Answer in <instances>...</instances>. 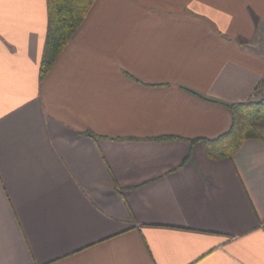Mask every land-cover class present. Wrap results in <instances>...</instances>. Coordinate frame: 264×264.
I'll return each mask as SVG.
<instances>
[{
	"label": "crops",
	"instance_id": "1",
	"mask_svg": "<svg viewBox=\"0 0 264 264\" xmlns=\"http://www.w3.org/2000/svg\"><path fill=\"white\" fill-rule=\"evenodd\" d=\"M46 24L0 0V264H264V141L190 142L264 96V0H94L39 79Z\"/></svg>",
	"mask_w": 264,
	"mask_h": 264
},
{
	"label": "trees",
	"instance_id": "2",
	"mask_svg": "<svg viewBox=\"0 0 264 264\" xmlns=\"http://www.w3.org/2000/svg\"><path fill=\"white\" fill-rule=\"evenodd\" d=\"M93 2L94 0H46L47 24L39 64V79L47 74ZM225 106L231 116L228 129L214 138H197L190 141H201L207 156L214 160L230 158L246 139L264 141V96L261 99H250ZM90 136L95 139L94 135ZM175 138L178 137L162 136L156 139ZM189 157L190 153L185 160ZM118 192L121 193L119 188Z\"/></svg>",
	"mask_w": 264,
	"mask_h": 264
},
{
	"label": "built area",
	"instance_id": "3",
	"mask_svg": "<svg viewBox=\"0 0 264 264\" xmlns=\"http://www.w3.org/2000/svg\"><path fill=\"white\" fill-rule=\"evenodd\" d=\"M254 97H255V95H254V93H252V95H251V99L253 100V99H254Z\"/></svg>",
	"mask_w": 264,
	"mask_h": 264
}]
</instances>
